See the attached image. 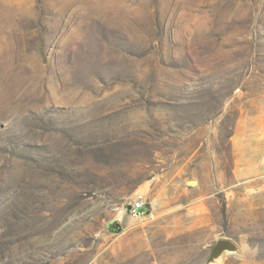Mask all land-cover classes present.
I'll return each instance as SVG.
<instances>
[{"label":"rangeland","instance_id":"obj_1","mask_svg":"<svg viewBox=\"0 0 264 264\" xmlns=\"http://www.w3.org/2000/svg\"><path fill=\"white\" fill-rule=\"evenodd\" d=\"M0 180L5 264H264V0H0Z\"/></svg>","mask_w":264,"mask_h":264},{"label":"trees","instance_id":"obj_2","mask_svg":"<svg viewBox=\"0 0 264 264\" xmlns=\"http://www.w3.org/2000/svg\"><path fill=\"white\" fill-rule=\"evenodd\" d=\"M103 65V64H102ZM104 68V67H103ZM101 69L100 73H94L93 77L101 84H104L109 76L110 79H114L115 81H122L124 83H127V82H132V81H138L139 80V75L136 73L137 71L135 70V67L133 66V64H128L125 68H124V74H120L118 75L115 74V73H112V70L110 69H107L109 71H106V70H103ZM108 72L107 74H105L104 72ZM0 183H1V180H0ZM13 218H16L14 215H13ZM26 219V218H25ZM17 221L18 219H13L11 221H7L6 219L4 220L3 218V213L0 211V264H5L3 259V255L1 254V250H2V247H3V243H2V239L4 237V233H7L9 232V236L10 238L14 237V234L17 230ZM15 242H17L16 240H12L10 241L9 245L10 247H13L15 246ZM9 264V263H8Z\"/></svg>","mask_w":264,"mask_h":264},{"label":"built area","instance_id":"obj_3","mask_svg":"<svg viewBox=\"0 0 264 264\" xmlns=\"http://www.w3.org/2000/svg\"><path fill=\"white\" fill-rule=\"evenodd\" d=\"M126 210L130 215L138 219H145L149 216L147 197L143 193H137L126 203Z\"/></svg>","mask_w":264,"mask_h":264},{"label":"water","instance_id":"obj_4","mask_svg":"<svg viewBox=\"0 0 264 264\" xmlns=\"http://www.w3.org/2000/svg\"><path fill=\"white\" fill-rule=\"evenodd\" d=\"M192 184V183H191ZM235 248V245L232 241L227 239H222L217 242L211 249L210 260L219 257L223 252L230 251Z\"/></svg>","mask_w":264,"mask_h":264}]
</instances>
